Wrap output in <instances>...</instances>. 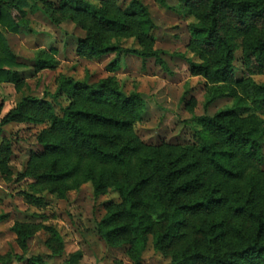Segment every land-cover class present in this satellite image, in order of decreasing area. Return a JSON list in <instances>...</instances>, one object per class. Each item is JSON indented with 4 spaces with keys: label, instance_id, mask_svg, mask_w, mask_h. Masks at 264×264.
<instances>
[{
    "label": "trees",
    "instance_id": "16d2710c",
    "mask_svg": "<svg viewBox=\"0 0 264 264\" xmlns=\"http://www.w3.org/2000/svg\"><path fill=\"white\" fill-rule=\"evenodd\" d=\"M155 1L168 8L166 0ZM179 2L187 16L195 17L188 25V50L197 59L187 60L190 72L212 82L204 109L220 98L233 100L213 117L194 119L192 144H142L132 132L145 109L139 94H124L110 79L90 84L71 77L59 83L57 96L68 94L70 100L60 114L46 100L24 97L0 120V135L12 123L46 126L38 136L44 152L32 155L24 177L45 183L51 194L65 198L86 182L96 196L112 189L120 202L106 205L97 233L112 248L127 247L133 264H141L149 243L155 252L168 255L171 264H264V84L254 80L264 75V0ZM47 3L0 0V85L20 81L14 69L22 65L5 34L31 32L26 8L41 11L55 25L57 14H66L86 31L77 40L78 56L115 54L108 71L117 70L124 55L164 64L162 53L153 49V19L140 0H131L124 9L115 0H61L57 9ZM114 36L134 38L142 49L124 48L112 41ZM54 53H39L34 69L56 68ZM235 63L241 68L239 77ZM10 157L9 144H1L4 175ZM132 161L139 172L131 168ZM25 228L16 224L10 229L22 249L30 236ZM181 242V249L172 250ZM79 257L75 253L68 264ZM26 263L41 260L32 257Z\"/></svg>",
    "mask_w": 264,
    "mask_h": 264
},
{
    "label": "rangeland",
    "instance_id": "374dc122",
    "mask_svg": "<svg viewBox=\"0 0 264 264\" xmlns=\"http://www.w3.org/2000/svg\"><path fill=\"white\" fill-rule=\"evenodd\" d=\"M60 1L48 0L47 4L50 9H57ZM90 1L100 4L102 0ZM130 1L115 0V4L124 9ZM140 1L149 9L153 19V49L162 53L160 58L164 64L161 66L151 58L144 60L124 55L120 58L119 68L113 72L107 67L115 60V54L103 55L99 59L77 55V40L84 38L86 31L77 28L66 14H57L59 24L55 25L41 11L33 13L26 8L25 18L30 23L31 32L5 34L13 56L22 66L14 69L20 79L18 84L0 85V120L24 97L46 100L60 114L62 108L70 105L68 94L57 96L63 78L88 80L90 84L110 79L124 94L137 93L145 103V109L132 129L142 144L152 147L192 144L194 119L213 117L232 106L233 100L220 98L204 109L205 96L212 82L192 75L187 61H197L188 50V25L195 17L184 13L179 0H166L168 8L161 7L155 0ZM112 41L120 42L124 48L142 49L134 38L114 36ZM52 50L55 51L52 57L57 67L36 71L34 63L39 53L50 54ZM235 71V77H239L241 68L237 63ZM254 80L264 84V75ZM44 128V125L12 123L3 127L0 135V145L8 143L11 149L5 172L8 174L0 171V216L5 217L0 221V264L2 261L27 264L32 257H39L41 264H68L75 253H80L76 264H133L125 252L127 247L112 248L97 233V226L107 213L106 205L120 202L112 189L96 196L93 185L86 182L61 198L58 193L48 192L45 183L24 177L32 155L44 152L38 140ZM131 168L139 172L135 161H132ZM27 196L36 200L31 201ZM16 224L26 226L30 233L25 249L19 246L16 235L10 231ZM243 228L249 229V224H243ZM181 247L183 242L174 245L172 250L178 251ZM16 257H21L22 262ZM141 264H171V259L155 252L149 243Z\"/></svg>",
    "mask_w": 264,
    "mask_h": 264
},
{
    "label": "crops",
    "instance_id": "0c3cea01",
    "mask_svg": "<svg viewBox=\"0 0 264 264\" xmlns=\"http://www.w3.org/2000/svg\"><path fill=\"white\" fill-rule=\"evenodd\" d=\"M9 35H13V34H9Z\"/></svg>",
    "mask_w": 264,
    "mask_h": 264
}]
</instances>
